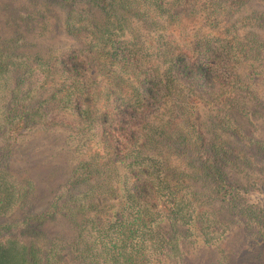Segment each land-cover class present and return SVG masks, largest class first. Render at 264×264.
<instances>
[{"label": "trees", "instance_id": "16d2710c", "mask_svg": "<svg viewBox=\"0 0 264 264\" xmlns=\"http://www.w3.org/2000/svg\"><path fill=\"white\" fill-rule=\"evenodd\" d=\"M56 1L65 32L82 43L45 58L0 41V150L28 131L60 128L98 151L75 163L40 211L30 208L33 180L0 166V219L21 214L0 223L11 229L0 234V264L181 263L184 237L211 244L228 229L195 202L234 199L228 165L247 171L246 192L264 186L255 162L223 138L264 151L257 128L237 120L259 96L264 37L248 28L263 15L231 21L249 0ZM185 19L201 23L189 37L176 32ZM113 197L114 212L102 213ZM244 206L243 224L264 249V208ZM59 217L74 237L39 243L42 226Z\"/></svg>", "mask_w": 264, "mask_h": 264}, {"label": "rangeland", "instance_id": "374dc122", "mask_svg": "<svg viewBox=\"0 0 264 264\" xmlns=\"http://www.w3.org/2000/svg\"><path fill=\"white\" fill-rule=\"evenodd\" d=\"M78 7L89 9L90 5L84 3ZM65 10V7L56 0H0V41L14 52L26 53L30 57L40 55L45 58L69 46H78L82 43L81 38L65 32ZM254 13L263 15L259 22L264 21L263 0H249L233 15L231 21ZM197 21L185 19L183 25L176 30L177 34L192 36L194 30L201 24ZM249 29L257 31L264 37V23ZM258 86L260 87L258 100L251 99L248 102L249 112L245 117L237 116V120L248 132L255 126L257 128V131L253 130L255 136L264 143V75L259 77ZM54 90L56 88L51 87L44 97L51 98ZM223 138L230 147L245 153L247 158L255 162V167L264 173V151L250 149L245 144L246 148H244L243 143L226 133L223 134ZM80 140V136L69 129H34L21 135L10 151L0 150V166L4 165L16 176L28 177L35 183V192L30 197L32 210H42L75 163L98 151L93 144L84 146L83 140ZM233 156L234 154L231 157ZM239 162L244 166L250 164L245 157ZM225 172L233 198L239 203L236 207H233L235 200H231L232 195L228 196L230 201H218L212 205L195 199L198 210H215L218 212L217 215L227 221L228 229L225 234L218 241L205 244L196 233H192V236L184 237L185 240L182 241L181 263L161 256L155 264H264V249L258 245L257 235L253 234V230L247 229L243 224L246 217L242 215L244 205L264 208V186L257 192H246L250 180L247 171L230 164L225 168ZM197 185L199 189L201 183L198 182ZM118 203V197L111 198L102 213L107 215L113 213L114 206ZM240 205L243 206L239 208ZM18 211L19 209H15L9 217L0 219V223L18 218L21 215ZM198 228L195 226V231ZM41 231L37 238L39 243L43 241L42 237L62 242L75 235L73 225L62 217L45 223ZM8 232L10 233L11 229L0 228V234ZM66 259L65 264H81L71 256Z\"/></svg>", "mask_w": 264, "mask_h": 264}]
</instances>
